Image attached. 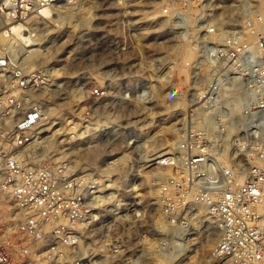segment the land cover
<instances>
[{
  "label": "built area",
  "instance_id": "built-area-1",
  "mask_svg": "<svg viewBox=\"0 0 264 264\" xmlns=\"http://www.w3.org/2000/svg\"><path fill=\"white\" fill-rule=\"evenodd\" d=\"M7 1L0 0V22L35 19L49 7L80 3ZM203 49L214 81L204 103L191 110L178 148L157 159L169 169L159 183V202L174 223L193 221L205 205L220 232L215 256L225 264H264V34L249 42L235 29ZM50 79L49 67L28 70L0 45V191L22 213L9 230L1 227L0 264H97L96 251H126L134 223L145 220L143 205L119 197L115 188L103 192L109 181L99 168L75 167L65 157L43 159L40 146L49 134L43 127L51 119L29 96ZM242 90L248 98L232 116L220 97ZM91 93L98 98L103 91ZM89 104L54 124L65 129V138L93 137Z\"/></svg>",
  "mask_w": 264,
  "mask_h": 264
},
{
  "label": "rangeland",
  "instance_id": "rangeland-1",
  "mask_svg": "<svg viewBox=\"0 0 264 264\" xmlns=\"http://www.w3.org/2000/svg\"><path fill=\"white\" fill-rule=\"evenodd\" d=\"M157 5L162 6V12L148 13L155 12ZM51 8L61 16L71 14L69 24L64 21L66 18L59 23L50 20L33 29L28 26L34 21L30 16L0 22V35L9 30L3 40L16 41V47L27 44L31 32L42 38L36 52L27 51L32 47H19L15 61L24 60L22 64L28 70L49 67L52 88L69 85L70 92L78 94L72 106H54L56 110L51 113L63 117L56 122L64 123L69 113L91 103L92 136L105 132L107 138L100 161L80 162L77 167L101 169L104 161L115 160L107 168V177L110 176L114 187L119 182L118 196L145 207V220L134 223L126 251H96L98 256L102 255L98 264H184L196 251L202 256L198 258L199 264H225L214 254L219 229L203 206L191 222L174 223L167 218L159 202L158 187L169 169L158 165L157 159L146 160L178 143L190 128L187 122L191 120V110L207 98L205 91L214 75L205 57L204 44L221 43L235 29H241L248 41L245 32L251 29L255 18L261 17L259 0H80L76 7ZM48 10L43 18L54 15ZM168 18L162 27L161 22ZM145 26H150L148 33L144 32ZM182 44L197 50V56L190 61L189 75L180 70L177 62L180 56L176 48ZM44 52H49V57H43ZM96 75H101L102 80ZM96 88L102 89L101 97L92 95ZM65 91L60 90L58 97ZM227 94L221 95L219 102L228 107L237 103L238 96L230 98ZM115 127L117 130L110 132ZM52 128L56 130L58 125ZM64 130L56 133V141L48 145V152L44 145L40 146L43 159H57L60 152L66 153L61 142L66 137ZM69 156L76 160L73 154ZM120 171L133 177L129 186L122 184ZM2 202L6 201L0 199V219L5 216ZM160 213L164 221L158 220ZM5 224L7 230L13 226L12 220L8 224L3 218L0 231Z\"/></svg>",
  "mask_w": 264,
  "mask_h": 264
},
{
  "label": "bare ground",
  "instance_id": "bare-ground-1",
  "mask_svg": "<svg viewBox=\"0 0 264 264\" xmlns=\"http://www.w3.org/2000/svg\"><path fill=\"white\" fill-rule=\"evenodd\" d=\"M259 2H260V7H261V10H260L261 17L260 18L259 17L255 18V21L252 23L253 27L252 28L250 27L251 29L247 30L245 32L247 37H248V41L249 42H254L255 38L259 34L264 32V0H259ZM4 4L9 5L10 3L7 0H4ZM51 9L52 8L49 7L50 11H51ZM51 12H54V11L52 10ZM157 12H159V13L162 12V6L161 5H157L156 6L155 12H148V13H157ZM58 13H57V17L55 16L56 13H52L54 15H50L49 14V15H47L48 18H46V17L43 18L44 15L42 17L40 16L38 18H35L34 21H31L28 24V26L32 27L33 29L34 28L36 29L37 27L40 26V22L48 24V21L52 20L54 22H58L59 23L61 20L65 19V18H66V20H64V21H66L69 24V22H70L69 15H71V14L61 16L62 14L61 13L58 14ZM43 14H44V12H43ZM148 16H150V14H148ZM32 17H34V16H32ZM168 20H170V19L168 18V19L163 20L161 22V24H162L161 26L164 27L168 23ZM30 27H29V30L31 29ZM145 27L146 28H143V29H145L144 32L148 33L150 31V29H149L150 26H145ZM8 31H6V32H4V33H2L0 35V45L5 46L7 48V50H9V52L11 53V57H12L13 61H15V59L18 57V53L20 52V50L18 49L19 47H20L21 50H22V47H26V46L32 47V49H29L27 51L28 52L29 51L32 52L34 50V52H36V50H38L39 45H42V43H43L42 38L37 37L33 32H31V34H30L31 36H28V38L25 41V43H27V44L22 45V43H21L20 45L18 44L19 47H16V43H15L16 41H12L11 42L10 40L8 41V39L7 40H3L4 37L7 38L5 36V34ZM18 31L19 32H17V36H19L20 33H21V30H18ZM164 31L165 30L162 29V32H164ZM176 50H177V52H178V54L180 56V60L177 61V62H179L178 64H179L180 70L182 72H184L185 74L189 75V71H190L189 68L191 66V62L190 61L194 60V58L197 56V50L195 48H193L190 44H182L180 46H177ZM48 55H49V52H44L43 53V57L45 56V58L49 57ZM33 62H34V60H32V61H30L28 63H33ZM175 64H177V63H175ZM176 66L177 65H175V67ZM96 76H97L98 79L102 80V76L101 75H96ZM213 81H214V76L212 78V81L210 82V86L211 87H212ZM51 85L52 84L49 81L47 85H45L43 88L37 90L35 93L31 92V94L29 96L30 100H37L41 104H43V106L45 107V111H46L47 116H49L50 119H51L43 127L44 130L49 131V134L47 135V138L43 141V145H44L45 151H47V152L49 150V148H48L49 146L48 145H50V143H52L53 141H56V133L59 132L60 129H62V128H60V129L57 128L56 130H54V128L51 129V126H53L56 123V120H58L60 118L63 119V117L56 116V115H53L51 113L54 110H56L54 108V106L59 105L61 108H63L64 106L65 107L66 106L70 107V106H72L73 102L76 99H78V94H74V93L70 92V89H68L69 85H67L66 87H63L61 84H58V86H56L55 88H52ZM230 88H232V87H230ZM63 89H66V91L64 93L59 94V97H58V92L60 90H63ZM162 90L163 89L161 88L160 89V93L162 92ZM227 95H228L227 97H230V98L234 97L235 95L239 97L236 100L237 103H233L232 106L231 105L229 106L230 114L232 116H236L237 114L232 113V111H238L239 112L240 107H241V103L246 98H248V93L245 90H242L241 92H230ZM205 120L208 121V124L212 125L211 119H209V117H206ZM172 128H174V127H172ZM115 130H117V127L112 128L110 130V132H115ZM104 133H101L98 137H96V136L90 137L88 135L85 139L79 140V141L69 140L68 137L63 139L61 142H62V145H65L67 154L64 151L60 152V154H61L60 156L61 157H58V158L61 159V158L65 157V158L71 159V161L74 163L75 167H77V163L81 164L84 161H89V162H91V161H97V162L100 161V156L102 155V148H103L104 144L106 143V139H107ZM93 140L96 141L97 143L91 145L90 142L93 141ZM87 143H89V144H87ZM177 144L178 143L174 142L170 148L171 149L175 148V146H178ZM171 149H167V150L165 149V150H163V152L162 151L161 152H157L158 154L156 153L157 155H155V157H153L151 159L148 158L146 161L148 162L149 160L159 159L161 156L165 155L166 153H171L172 152ZM69 154H73V156L76 157V160L74 159V161H73L72 158L69 156ZM114 163H115V160H113L111 163H108V162L104 161V164H103L102 168L101 169L99 168L104 173V176L106 177L105 179H107L105 182L109 181V183H104L105 185L102 187L103 188L102 189L103 192H105V190L107 191V190L112 189V188H115V189L116 188H120L119 182L116 183V186L114 187L113 184L111 183L110 176L107 177L108 176L107 168L111 164L113 165ZM119 164L121 165V163H119ZM85 167H88V166H85ZM85 167H80V168L84 169ZM89 167H91V166H89ZM91 168H93V167H91ZM120 174H121V177H122V180H123L122 184L129 186L131 181L133 180V177H131V176L130 177H126L124 175V172H122V171H120ZM134 175H135V173H133V176ZM114 185H115V182H114ZM152 191H154V190L151 189V192ZM0 199H1V201H4V200L6 201L5 203L2 202V207H3L4 212H5V216L3 218H5L8 221L7 222L8 224L11 222V220H12V223L14 224L15 219L17 217L21 216L22 213L21 212L20 213L16 212V203H15V201L12 199V197L9 194L0 191ZM105 200L109 201L110 198L103 197V201L104 202H105ZM156 205L158 206V203H156ZM201 206H203V208L207 211V208H206L205 205H201ZM161 213H160V215L158 217L159 221L163 220V218H164L163 214H161ZM207 214H208V218L210 220H212L213 218L211 217V215L209 213H207ZM211 234H212V232H211ZM151 245H155V243L154 244L152 243ZM151 247H155V246H151ZM98 252H101V251H97V253ZM203 252H206V251H203ZM199 253H200V251H196V253L193 254L192 256H190L184 264H199L198 263V258L200 257ZM98 254H100V253H98ZM101 257H102V255L98 257L99 261H97V264L100 262Z\"/></svg>",
  "mask_w": 264,
  "mask_h": 264
}]
</instances>
